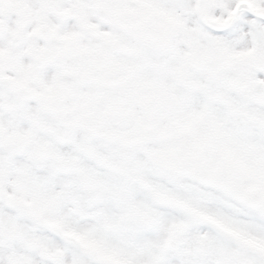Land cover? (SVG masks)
<instances>
[{
  "label": "snow or ice",
  "instance_id": "obj_1",
  "mask_svg": "<svg viewBox=\"0 0 264 264\" xmlns=\"http://www.w3.org/2000/svg\"><path fill=\"white\" fill-rule=\"evenodd\" d=\"M0 264H264V0H0Z\"/></svg>",
  "mask_w": 264,
  "mask_h": 264
}]
</instances>
